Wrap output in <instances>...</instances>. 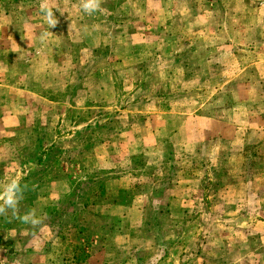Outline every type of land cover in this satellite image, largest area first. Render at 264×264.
Returning a JSON list of instances; mask_svg holds the SVG:
<instances>
[{
	"label": "rangeland",
	"instance_id": "rangeland-1",
	"mask_svg": "<svg viewBox=\"0 0 264 264\" xmlns=\"http://www.w3.org/2000/svg\"><path fill=\"white\" fill-rule=\"evenodd\" d=\"M0 0V264H264V0ZM159 256L158 260H154Z\"/></svg>",
	"mask_w": 264,
	"mask_h": 264
},
{
	"label": "clouds",
	"instance_id": "clouds-1",
	"mask_svg": "<svg viewBox=\"0 0 264 264\" xmlns=\"http://www.w3.org/2000/svg\"><path fill=\"white\" fill-rule=\"evenodd\" d=\"M103 0H79V7L83 13L92 15L101 10ZM39 11L49 27H55L58 19L54 13L50 0H40ZM23 176L13 177L0 184V216L7 217L11 212V218L19 220L22 224L35 228L43 222L44 217L37 214L36 209H29L20 214V203L24 199V193L28 190L27 184H22ZM157 256L154 260H158Z\"/></svg>",
	"mask_w": 264,
	"mask_h": 264
}]
</instances>
